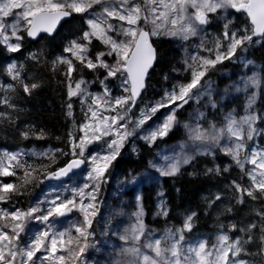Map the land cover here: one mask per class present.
Masks as SVG:
<instances>
[{"label":"snow or ice","instance_id":"1","mask_svg":"<svg viewBox=\"0 0 264 264\" xmlns=\"http://www.w3.org/2000/svg\"><path fill=\"white\" fill-rule=\"evenodd\" d=\"M97 7L99 11L95 10ZM229 9L245 12L250 24L237 27L225 15L223 30L213 40V46L205 47L203 38L197 46L203 48L208 55L197 54L185 59L182 70L190 73V80L174 84L159 100L146 103L136 115L134 110L138 107V100L147 87L150 70L157 60V49L152 38L167 36L189 41L200 36L205 27L210 26L217 18L216 14L222 11L227 13ZM74 13L86 14L87 29L77 39L69 41L64 48L69 56L57 57L52 61V68L55 70L58 65H66L64 75L68 80L69 101L72 97H79L82 106L87 107L86 122L80 125V131L84 135L77 140L69 132L70 153H65L62 149H57L56 152L70 154L72 158L63 167L52 172L47 171V165H40L38 169L26 161L22 162L21 158L26 153L5 151L0 154V177H17L20 181L19 184L0 181V203L9 202L14 195H23L22 189L32 183L41 170L45 172V179L59 180L88 163L90 168L85 177L87 182L81 187L66 189L70 191V197L54 192L52 199L39 201L27 210L18 207L14 210L0 208V264H86L84 254L94 246L90 238L95 236L91 229L99 211L95 203L97 193L107 183L106 173L120 155L125 142L163 110L166 113L161 122L141 138L151 144L158 138L168 136L179 124L178 115L185 105L190 101L199 102L204 94L210 95L208 89L211 83H202L208 72L225 60L236 57L238 51H247L249 46L264 39V0H0V45L9 53H19L26 38L35 39L40 33L52 34L63 18L71 17ZM93 40H98L106 50L93 55L90 48ZM108 57H114V62L109 63ZM28 58L39 63L41 54L29 52ZM74 61L79 62L82 68L94 72L98 69L105 70L106 75L100 80L104 85L102 93L88 92L89 82L84 79L75 81L73 87L72 74L76 71ZM23 68V64L18 65L16 62L7 65L6 72L13 83L0 85V105L15 110L11 93L20 88L30 95L41 87L39 82H29L22 75ZM109 78L120 80L119 88L123 95L113 97L106 83ZM164 78L168 79L167 76ZM241 83L243 88L238 86L236 90L247 92L250 87H260L261 81L253 74ZM256 99L255 92L248 96L249 110L253 109ZM209 103L212 107L217 106L214 100ZM72 107L69 102V117L73 115ZM203 115L199 113V117ZM3 119L11 121L12 118L8 113L0 111V120ZM258 120L264 121V115L249 111L239 119L229 113L221 127L211 124L205 129L199 123L195 128L185 125L189 128L190 140L199 142L196 155L212 157L213 167L206 168L205 174L221 175L229 172L232 167L240 170L241 177L232 180L229 188L236 203L241 205L245 203V197L264 202V148H250L248 144L255 135L264 132L255 127ZM30 132H34V129L25 130L21 135L28 139ZM44 137L43 130H40L36 138ZM99 141L106 144L104 154L85 156L87 145ZM180 147L179 154L165 156L161 163L152 165L161 176H175L182 165L191 164L195 159V155L184 152L183 144ZM217 152L230 158V163L223 168L215 163ZM39 155L55 162V153L50 155L49 152H44ZM16 169L22 170L23 175L17 176ZM244 178L249 181L247 185L239 182ZM158 196L162 197L163 193H158ZM222 199V194H216L208 201V207ZM73 210L82 213V221L62 231L56 229V221ZM225 211L231 212L232 209L226 208ZM168 214L166 202L161 199L157 215L167 217ZM134 215L136 223L131 226L130 234L121 235L119 239L133 242L132 247L123 248L122 252L139 258L138 264H264V206L256 210L255 222L243 226L237 223L227 226L221 224L220 234L211 246L204 239L192 243L188 241L186 234L193 231L196 212L186 215L181 227L169 228L159 238H152L151 233L146 235L140 196H137V212ZM32 221L39 222L44 227L21 244L22 234L26 235L27 225ZM229 232L240 235L233 238ZM142 237L145 242L141 246L139 242ZM250 245L256 247V252L250 251ZM142 247L151 250L154 255L142 252ZM39 253L43 254L38 255ZM242 254L253 259H241Z\"/></svg>","mask_w":264,"mask_h":264},{"label":"trees","instance_id":"2","mask_svg":"<svg viewBox=\"0 0 264 264\" xmlns=\"http://www.w3.org/2000/svg\"><path fill=\"white\" fill-rule=\"evenodd\" d=\"M231 16L233 24L237 27L249 24L247 16L243 13L232 10ZM87 29L85 20L78 14H73V17L66 22L61 30L54 37L43 36L39 41L32 42L28 38L24 41V47L19 53H9L2 45H0V85L13 83L11 77L6 72L7 63L13 58L18 60V65L23 64L22 75L29 82H39L41 87L35 89L30 95L25 94L22 89L18 88L16 92L11 93L12 101L16 105L15 110L6 108L0 105V111L6 112L11 116V121L7 119L0 120V154L6 150L8 152H23L26 153L21 159L26 161L39 169L40 165H47V171H56L57 168L63 167L72 158L71 155H62L56 152L57 149H62L65 153H70L68 147V134L74 132L77 128L72 127V123L66 115L67 104H73V116L75 120L81 117L78 110V98H71L67 96L65 91V83L67 81L64 75L66 65H58L55 70L52 68V61L59 56H64L65 45L69 41L77 39L82 32ZM219 34L222 32L221 25H219ZM258 39V38H254ZM157 49V62L151 71L147 80V89L145 90L141 101L151 98H160L164 95L166 90L170 91L174 84L187 83L191 76L190 73L184 72V61L192 55L196 54V50L187 49V44L176 41L171 37H158L154 39ZM91 53L95 55L96 52L102 51L104 47L98 40H93L90 46ZM29 52H39L41 59L39 63L28 58ZM244 54L246 59L251 63L247 67V63L241 57ZM235 60H225L222 64H218L215 69L208 72L207 79L214 80L215 89L225 94L223 87L226 83H237L241 85V81L253 76L255 69L256 76L260 79V87H250L248 91L242 93H235L233 96L224 102H219L214 111L208 110V115L203 122V128H206L210 123L217 122L223 116L222 112H227L229 109L236 110V117H238L247 103V98L254 92L257 96L256 103L252 111L257 114L264 115V73H259V67L264 66V39L259 43H254L249 46L247 51H238ZM76 65L75 74L85 81L93 77V71L81 66L79 62L74 61ZM78 67V68H77ZM174 69H181V71H174ZM261 71H263L261 69ZM167 76L166 80L164 77ZM94 88L100 86L97 78L94 80ZM226 95L223 96L225 98ZM215 99L220 101V97L216 95ZM200 105V104H199ZM191 110L193 104L189 102L183 109ZM182 109L179 112L181 117ZM210 118V119H209ZM83 119V118H82ZM78 123V122H77ZM255 127L258 130H264V121L258 120ZM34 129L30 132L29 138L25 139L21 133L28 129ZM43 130L45 137L37 139L36 136ZM77 133L74 134L76 136ZM182 137V127L177 125L166 136L164 140L156 141L154 143H147L143 140H136L135 151L124 147L120 155L106 173L107 183L102 185V192L98 198V202H105L109 199L114 200L115 193L112 189L116 188L115 182L119 181V187L132 185L133 178L138 177L140 180L135 185L131 186L128 191L125 189V196L130 200L133 199V194L139 190L142 197V206L144 209V224L146 230L152 232L159 237L169 228L181 227L185 216L191 212H196L197 217L194 221V228L191 233H187L189 243L208 239L209 246L216 242V237L219 235L221 229L220 225H229L237 223L243 226L249 222L257 220L256 210L264 206L262 201H252L245 197L244 204H237L232 195V190L229 188L230 182L241 177L240 170L232 167L229 172L216 174H205V169L213 167V160L211 156L196 155L191 164L181 166L180 172L175 176H165L163 179L157 181H149L146 179L143 172L149 168V162L155 157L159 146L163 143L174 142L175 138ZM250 141L249 147L255 144L258 148H264V132L255 135ZM76 138H78L76 136ZM49 152L51 155L55 153V162L49 157H41L39 154ZM229 157L217 152L215 163L223 168L229 164ZM249 167V166H248ZM17 176H22L23 171L16 169ZM194 173V174H193ZM45 172L39 171L37 178L30 184L26 185L22 191L23 195H14L11 200L5 204L11 205L13 208H20L27 210L31 206L37 204L38 197L41 195L43 188L48 180L44 178ZM1 181L5 183H17L20 181L17 177H1ZM42 181V182H41ZM239 182L247 185L249 183L247 178ZM126 187V188H127ZM159 189L163 192L166 207L169 210L167 217L157 215V199ZM112 191V192H111ZM222 194L224 199L218 201L214 206L208 207V201L216 194ZM122 211L128 208V205H120ZM226 208H231V212L225 211ZM118 225V224H117ZM94 226V224H93ZM115 230L127 229V225L121 222ZM227 231V228L224 229ZM229 235L235 238L240 233L229 232ZM258 235V234H257ZM118 242L131 245V241L125 242L119 239ZM24 235L21 239L24 241ZM101 252H95L88 248L89 254L94 255L100 261L106 264H124L123 259L129 254L123 253L122 250L116 248L108 249L104 245L101 246ZM250 251L256 252L254 245L248 246ZM92 257V256H91ZM241 259H253L252 257L241 255ZM94 261H96L94 259ZM79 264V262H78ZM100 264V263H99Z\"/></svg>","mask_w":264,"mask_h":264},{"label":"rangeland","instance_id":"3","mask_svg":"<svg viewBox=\"0 0 264 264\" xmlns=\"http://www.w3.org/2000/svg\"><path fill=\"white\" fill-rule=\"evenodd\" d=\"M95 10L99 11V7H97ZM231 11H232V9H229V10H227V13L222 11V12L216 14L217 18L214 20V22L210 26H206L204 32H202L200 34V36H198V37H193L189 41H183V40H180L179 38H175V37H171V38L175 39L178 42L184 43V44L188 43L186 48L189 50L191 48L196 50L195 55L199 54L201 56H206V55H208V53L205 52L203 48L197 47L198 45H200L201 38H203L205 40V47H212L213 46V43H212L213 40L217 36L220 35L219 30H218L219 25H221V29L223 28V23L225 22L223 17L225 15H227L229 19H233V17L231 16V13H230ZM78 15L82 16L83 19L87 18L86 14H78ZM9 22H10V20H9ZM235 26H237V25L235 24ZM160 37H167V36H160ZM155 38H158V37H155ZM67 45L68 44H66L65 47ZM101 45L104 47V49L102 51H105L106 50L105 46L103 44H101ZM64 55H65V53H64ZM66 56H69V54L67 55V53H66ZM241 57L247 61V63L245 64V67H247L249 65L250 60L246 59L244 54H241ZM234 58L231 60L234 61L235 60ZM114 59H115L114 57H108L107 58L109 63H113ZM75 67H76V65H75ZM78 67H82V66H78ZM261 69L263 71H261ZM259 70H260L259 73L260 72L264 73V66L262 67V65H261V68L259 67ZM75 72L76 71H74L72 74L73 87H74L75 81L80 80V78L75 74ZM87 72H89V69H87ZM252 72H253L252 74H256L257 71L254 69ZM105 75H106V72L104 69H98L95 72L93 71V75H92L93 77H91V78H89V80H87L89 82L87 84L88 92L93 93V94L102 93L103 89H104V85H102L100 83V80H103ZM95 78H97V80L99 81V84H100V86L98 88L93 87V85L95 83L94 82ZM206 82L211 83V87H210V89H208V91L210 92V95H208V94L202 95L199 102L190 101L193 104V108L191 110L187 111L188 110L187 108L182 109L181 117L178 116V120H179L178 125H180L182 127V137L180 139L175 138L177 140H175L174 142L163 143L159 146L160 148L158 149L155 157L149 162L148 170L146 172H143V174L145 175L147 180L157 181L158 179H163V177H165V176H161L159 174V172L157 171V168L153 167L152 165L161 163L162 158L165 156L171 157V156H175V155L179 154L181 152V147H180L181 144L184 145V152H186L189 155H195L196 156V146L199 142H193L192 140H190L189 128H186L185 125L187 124L190 128H195L196 125L199 123L203 127L204 124H203V122H201V120H203L207 117L208 110L210 108H212V109H210L211 111H214L216 108V107H212L210 105V103H209L210 100H214L216 102V104H218L219 102L222 103L224 101H227L235 93L238 94V92H239V93L243 94L245 92L244 90H241V91L236 90V88L238 86L241 87V89H242L243 88L242 84L239 85L237 83H233V84L226 83L225 87H223V91L225 94H222L220 90L218 92V89H215L213 84L216 82L214 80L207 79ZM206 82H204V83H206ZM106 83H107L108 87L111 89L113 97L120 96V95L124 94V93H122L121 89L119 88V83H120L119 79L109 78L106 81ZM67 84H68V80L65 83V91L67 92V96H68ZM254 92H255V89H254ZM216 95L221 98L220 101H217L215 99ZM224 95H226L225 98H223ZM73 98H75V97H73ZM76 98H78V101H79L77 105H78V110L81 113V117L78 120H75L73 115H72V117H69L67 115L68 109L66 110V108H65V112H66V115L68 116V118L70 119V121L72 123V127L73 128L77 127L74 130L73 135L75 133H77L76 136L78 137L77 138V140H78L81 136L84 135V132L80 131V125H82L86 122L85 113L87 112V107L82 106L81 99L79 97H76ZM159 99L160 98H155V99L147 98V99L143 100L142 102H140L138 104V107L134 110L135 114L138 115L140 108L144 107V105L146 103H150V102H153V101L159 100ZM245 107L247 108V103H245ZM249 111H252V109L251 110H249L248 108L243 109L241 114L238 117H236L237 111L229 109L227 112H222L223 116L218 115L219 117H221V119L217 120V122H212V120L209 118L210 123H208L209 125L205 129L209 128V126L211 124H215L217 127L223 126L226 122L225 117L229 113H232L237 119H239L240 117L248 114ZM72 113H74L73 107H72ZM165 113H166V110H163L160 113H157V117H155L152 121H149L148 124L145 126V128L137 130L136 134L134 136L130 137L125 142V144L121 148V150L126 146L132 150L136 149V147H137L136 140L140 139V140L145 141L141 137L144 135H147L150 130L155 128L156 124L161 122ZM199 113H203L204 114L203 117H199ZM105 114H107V113H105ZM88 122L91 123V121H88ZM165 138H166V136L163 138H158L156 141H161V140H164ZM104 139L107 140L108 138H104ZM145 142H147V141H145ZM248 143L250 144V141ZM252 148H258L256 145V142H255V144L252 145ZM121 150H120V152H121ZM5 151L6 150L2 151V153ZM105 151H106V144L103 141L93 142L92 144L87 145L86 150H85V156H89L93 153H100L102 155V154H104ZM205 156H207V155H205ZM228 160L230 162V158ZM249 167H251V165H249ZM89 168H90V165L88 163H86V165H84V167L82 168V170L79 173L74 175L70 180H68L66 182H59L57 180L48 181L47 184L45 185V187L43 188L41 195L38 197L37 203L39 201L45 200L46 198L52 199L53 198L52 193H54V192H59L64 197H70L71 193H70V191H66V189H71L74 187L83 186L87 182L85 177H86V174H87V171L89 170ZM139 180L140 179L137 177L136 180L134 179V181L132 182V185L129 184L128 187L127 186L119 187V181H116L115 182L116 188L112 189V191L115 193L114 200L109 199L105 202L99 203L98 198L102 192V186H101L99 193H97V200L95 202L99 211H98V215L95 217V219L93 221L94 226H92V229H91V231H94V233H95V236L90 238V242L94 245L93 247H91V250H94L95 252H101L102 251V247H101L102 245H104L108 249H111L113 247V248H116L118 250H122L123 248L133 246L132 241H131V245L125 244L124 242L123 243L118 242V237L116 236V234H119V235L130 234L131 226L136 223V217H135L134 213L137 212V196L141 197V195L139 193V190H137L133 194V199L130 200L128 196H125L124 192H125V189L128 191V189L131 186L135 185L134 184L135 181L137 183ZM0 181H1V177H0ZM161 192L162 191L159 189L158 193H161ZM161 199L164 200V195L162 197L158 196V199H157L158 209H159V204H160ZM85 202H87V200H85ZM122 204L128 205V208L125 211H122L120 208V205H122ZM43 207H47V205H43ZM0 208H6L9 210H14V208L11 205H8L5 203H0ZM73 211H74V213L70 217L59 218V220L56 221V229L62 231L64 229L69 228L72 224L82 221V219H83L82 213H80L78 210H73ZM121 222H123L127 225V229L115 230L114 228H116ZM43 227L44 226L39 222H35V221L29 222L27 225V228H26V235H24V237H23L24 241L21 239V244H23L27 240H30L31 237L33 236V234L40 231ZM148 233H151L152 238H159L158 235H155L152 232L146 230V235ZM73 235H75L74 232H73ZM204 240L208 241V239H204ZM144 242H145V239H144V237H142L139 244L142 246L144 244ZM141 250H142V252H144L150 256L154 255L151 252V250H149L147 248L142 247ZM89 251L90 250L87 249V251L83 257V260L86 261V264H99V263L100 264H106V263L100 261L94 255H90ZM42 254L43 253H39L38 255H42ZM94 259L96 261H94ZM138 260H139V258H137V257L128 256L127 258L123 259V262H124V264H133V262H137V264H138Z\"/></svg>","mask_w":264,"mask_h":264},{"label":"water","instance_id":"4","mask_svg":"<svg viewBox=\"0 0 264 264\" xmlns=\"http://www.w3.org/2000/svg\"><path fill=\"white\" fill-rule=\"evenodd\" d=\"M242 12V11H241ZM243 13H245V12H243ZM246 14V13H245ZM247 15V14H246ZM72 17V16H71ZM71 17H66V18H63L58 24H57V26H56V28H55V30L53 31V33L52 34H48V33H40L39 34V36L37 37V38H35V39H33V38H28V39H30L31 41H33V42H36V41H38L40 38H41V36H44V35H47V36H49V37H53L54 35H56V33L61 29V27H62V25L65 23V21H68L69 19H71ZM249 19V18H248ZM250 21V20H249ZM152 42H153V40H152ZM153 45H154V47L156 48V46H155V44H154V42H153ZM156 62H157V60H156ZM156 62H155V64H154V67H155V65H156ZM153 70V69H152ZM152 70H150V73H151V71ZM150 73H149V75H150ZM149 77V76H148ZM148 79V78H147ZM146 83H147V81H146ZM145 91V90H144ZM143 91V92H144ZM143 92H142V94H143ZM82 167H83V165H81V167L79 168V169H74L73 170V172L72 173H70L68 176H66V177H62L61 179H59V181H68L74 174H76V173H78L81 169H82ZM73 213V212H72ZM72 213H70V214H68L66 217H69L70 215H72ZM66 217H63V218H66Z\"/></svg>","mask_w":264,"mask_h":264}]
</instances>
